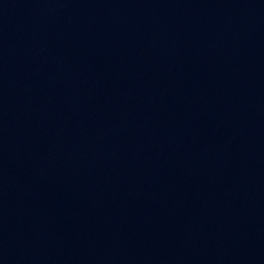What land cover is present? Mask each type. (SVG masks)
<instances>
[{"label": "water", "instance_id": "water-1", "mask_svg": "<svg viewBox=\"0 0 264 264\" xmlns=\"http://www.w3.org/2000/svg\"><path fill=\"white\" fill-rule=\"evenodd\" d=\"M0 264H264V0H0Z\"/></svg>", "mask_w": 264, "mask_h": 264}]
</instances>
